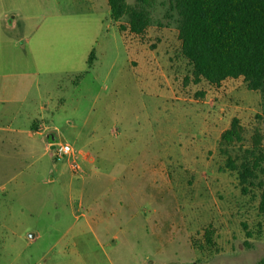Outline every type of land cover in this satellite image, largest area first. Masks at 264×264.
Masks as SVG:
<instances>
[{
    "label": "rangeland",
    "instance_id": "rangeland-1",
    "mask_svg": "<svg viewBox=\"0 0 264 264\" xmlns=\"http://www.w3.org/2000/svg\"><path fill=\"white\" fill-rule=\"evenodd\" d=\"M120 26L107 0H0V81L33 83L47 140L76 153L39 147L17 178L29 196H0V264H258L259 192L243 193L219 142L238 118L233 155L257 134L264 147L261 95L242 78L194 83L174 28Z\"/></svg>",
    "mask_w": 264,
    "mask_h": 264
},
{
    "label": "trees",
    "instance_id": "trees-1",
    "mask_svg": "<svg viewBox=\"0 0 264 264\" xmlns=\"http://www.w3.org/2000/svg\"><path fill=\"white\" fill-rule=\"evenodd\" d=\"M107 2L110 18L121 24V31L129 28L140 35L154 26L176 29L181 54L193 67L194 83L204 80L219 87L227 79L242 78L249 91L261 95L264 107V0H167L161 3V15L155 13L154 0ZM88 63L91 66L92 59ZM244 141V128L233 118L221 134L219 148L228 157L226 167L237 173L243 193L251 188L259 192L257 210L264 217L262 137L257 134L250 148L233 155ZM205 237L213 246L212 232L207 230ZM245 246L250 247L249 242ZM258 264H264V258Z\"/></svg>",
    "mask_w": 264,
    "mask_h": 264
},
{
    "label": "crops",
    "instance_id": "crops-1",
    "mask_svg": "<svg viewBox=\"0 0 264 264\" xmlns=\"http://www.w3.org/2000/svg\"><path fill=\"white\" fill-rule=\"evenodd\" d=\"M47 71L55 72L51 68ZM30 73H38V68ZM7 78L13 79L12 76H3V79ZM33 88V83L26 80L0 81V196H29L26 194L32 186L30 174L27 173L24 180L17 181L21 167L33 168L39 147L51 152L56 144L47 140L50 138L46 135L48 127L40 113L47 107L43 106L40 95L37 98L33 96ZM36 90L39 94L38 86ZM78 157L87 165L95 163L93 156L88 159L81 155ZM34 238L31 235V240Z\"/></svg>",
    "mask_w": 264,
    "mask_h": 264
},
{
    "label": "built area",
    "instance_id": "built-area-1",
    "mask_svg": "<svg viewBox=\"0 0 264 264\" xmlns=\"http://www.w3.org/2000/svg\"><path fill=\"white\" fill-rule=\"evenodd\" d=\"M52 151L58 159H63L67 156H71L73 159L76 158L75 150L68 143H56L53 145ZM70 166L75 173H78L81 169L75 161Z\"/></svg>",
    "mask_w": 264,
    "mask_h": 264
}]
</instances>
